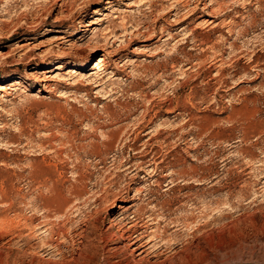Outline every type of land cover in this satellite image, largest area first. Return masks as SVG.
I'll use <instances>...</instances> for the list:
<instances>
[{"label":"rangeland","instance_id":"rangeland-1","mask_svg":"<svg viewBox=\"0 0 264 264\" xmlns=\"http://www.w3.org/2000/svg\"><path fill=\"white\" fill-rule=\"evenodd\" d=\"M15 79L0 264H264V0H0Z\"/></svg>","mask_w":264,"mask_h":264},{"label":"bare ground","instance_id":"bare-ground-1","mask_svg":"<svg viewBox=\"0 0 264 264\" xmlns=\"http://www.w3.org/2000/svg\"><path fill=\"white\" fill-rule=\"evenodd\" d=\"M72 10H74V9H72ZM76 10V9H75ZM71 11V10H70ZM72 12V11H71ZM70 12V13H71ZM73 13V12H72ZM71 13V14H72ZM70 15V14H69ZM94 22V21H93ZM91 24H95V23H88L87 25H84V26H91ZM86 50V49H85ZM84 50V51H85ZM92 53V52H91ZM49 65V63H47L46 65H45V67H49L48 66ZM33 68H37V66L36 67H33ZM117 68V67H116ZM34 77H35V79L36 80H38V81H43V80H45L46 79V76H45V74L44 75H34ZM20 84V80H18V79H15V80H13L12 82H11V84H9L11 87H9V85H8V83H0V92H2L3 94L4 93H7L8 92V90H10V89H12L15 85H19ZM47 85V84H46ZM45 86V85H44ZM48 87V86H47ZM119 206V207H118ZM117 207L119 208V210H125V207H124V205H118ZM113 220V219H112ZM115 221V220H114ZM113 221V222H114ZM121 236V235H120ZM141 236H142V234H141ZM123 237V236H122ZM129 244V243H128ZM126 246V245H125Z\"/></svg>","mask_w":264,"mask_h":264}]
</instances>
